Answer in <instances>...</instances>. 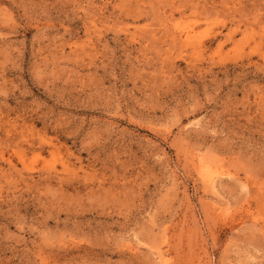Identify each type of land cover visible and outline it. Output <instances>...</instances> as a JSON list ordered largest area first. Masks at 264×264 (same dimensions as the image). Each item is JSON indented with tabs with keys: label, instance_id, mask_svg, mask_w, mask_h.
I'll list each match as a JSON object with an SVG mask.
<instances>
[{
	"label": "rangeland",
	"instance_id": "rangeland-1",
	"mask_svg": "<svg viewBox=\"0 0 264 264\" xmlns=\"http://www.w3.org/2000/svg\"><path fill=\"white\" fill-rule=\"evenodd\" d=\"M0 264H264V0H0Z\"/></svg>",
	"mask_w": 264,
	"mask_h": 264
},
{
	"label": "bare ground",
	"instance_id": "bare-ground-1",
	"mask_svg": "<svg viewBox=\"0 0 264 264\" xmlns=\"http://www.w3.org/2000/svg\"><path fill=\"white\" fill-rule=\"evenodd\" d=\"M181 39V38H180ZM187 39H189V34H188V36H187Z\"/></svg>",
	"mask_w": 264,
	"mask_h": 264
}]
</instances>
